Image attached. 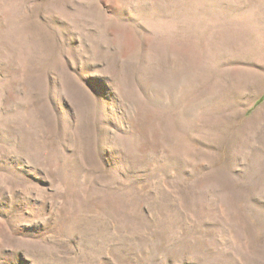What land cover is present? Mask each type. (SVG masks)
<instances>
[{"label":"rangeland","instance_id":"obj_1","mask_svg":"<svg viewBox=\"0 0 264 264\" xmlns=\"http://www.w3.org/2000/svg\"><path fill=\"white\" fill-rule=\"evenodd\" d=\"M0 264H264V0H0Z\"/></svg>","mask_w":264,"mask_h":264}]
</instances>
